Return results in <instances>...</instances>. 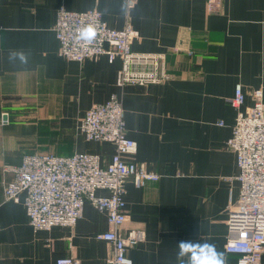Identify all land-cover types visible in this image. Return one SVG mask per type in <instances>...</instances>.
<instances>
[{
	"label": "crops",
	"instance_id": "0c3cea01",
	"mask_svg": "<svg viewBox=\"0 0 264 264\" xmlns=\"http://www.w3.org/2000/svg\"><path fill=\"white\" fill-rule=\"evenodd\" d=\"M221 3L210 11L207 0H0V182L12 179L5 167L21 165L26 154H98L106 167L116 147L88 141L80 125L93 105L118 92L127 136L138 144L134 160L160 176L143 188L125 182L121 231L144 235L127 251L132 264H178L181 241L215 244L237 264L225 249L240 191L227 147L237 114L231 100L240 84L244 110L257 94L264 103V0ZM60 9L96 10L109 28L131 26L133 51L164 54L168 78L119 90L120 58H64L54 31ZM12 50L27 53L28 62L10 61ZM20 198L7 200L0 188V264L65 257L109 264L112 244L96 239L114 229L105 213L87 203L76 226L39 231Z\"/></svg>",
	"mask_w": 264,
	"mask_h": 264
},
{
	"label": "built area",
	"instance_id": "2783aa9c",
	"mask_svg": "<svg viewBox=\"0 0 264 264\" xmlns=\"http://www.w3.org/2000/svg\"><path fill=\"white\" fill-rule=\"evenodd\" d=\"M221 2L207 0L209 10H218ZM54 31L60 55L70 61L82 63L100 55L108 56L111 61L120 58L122 65L116 81L119 90L127 85L160 84L168 78L164 54L133 51L132 44L138 33L129 25L121 30L109 28L96 10L60 9ZM1 33L0 28V38ZM260 98L257 94L254 106L244 110L245 93L238 84L231 100L237 114L227 147L236 155L240 191L230 207V235L225 249L238 256L237 264H261L264 255V103ZM80 128L88 141L111 143L116 147L106 167L98 154H26L21 165L5 167L12 179L0 182V188L5 198L14 202H20L21 195L25 194L30 225L39 231L57 226L74 227L83 217L85 205H93L107 215L114 227L96 235L97 240L113 246L109 264H132L127 251L141 242L144 235L138 230L127 234L121 231L128 218L125 182L132 179L137 188H143L149 182L158 181L160 176L134 160L138 144L127 136L118 92L105 103L93 105ZM77 262L65 257L56 264Z\"/></svg>",
	"mask_w": 264,
	"mask_h": 264
},
{
	"label": "clouds",
	"instance_id": "9594fccd",
	"mask_svg": "<svg viewBox=\"0 0 264 264\" xmlns=\"http://www.w3.org/2000/svg\"><path fill=\"white\" fill-rule=\"evenodd\" d=\"M89 34L90 33H86ZM9 60L19 61L22 64L28 62V54L22 50L9 52ZM178 264H229L227 257L218 251L215 244L181 241L177 252Z\"/></svg>",
	"mask_w": 264,
	"mask_h": 264
},
{
	"label": "rangeland",
	"instance_id": "374dc122",
	"mask_svg": "<svg viewBox=\"0 0 264 264\" xmlns=\"http://www.w3.org/2000/svg\"><path fill=\"white\" fill-rule=\"evenodd\" d=\"M5 122H7V120H4Z\"/></svg>",
	"mask_w": 264,
	"mask_h": 264
}]
</instances>
